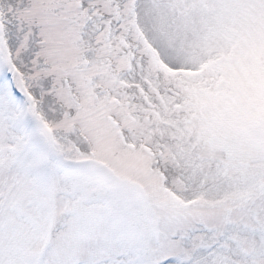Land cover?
<instances>
[{
  "label": "snow or ice",
  "instance_id": "obj_1",
  "mask_svg": "<svg viewBox=\"0 0 264 264\" xmlns=\"http://www.w3.org/2000/svg\"><path fill=\"white\" fill-rule=\"evenodd\" d=\"M0 264H264V0H0Z\"/></svg>",
  "mask_w": 264,
  "mask_h": 264
}]
</instances>
